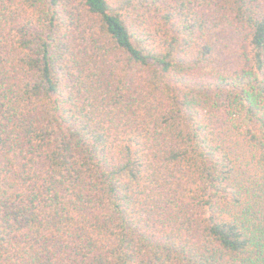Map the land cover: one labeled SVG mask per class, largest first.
I'll list each match as a JSON object with an SVG mask.
<instances>
[{
	"label": "trees",
	"instance_id": "obj_1",
	"mask_svg": "<svg viewBox=\"0 0 264 264\" xmlns=\"http://www.w3.org/2000/svg\"><path fill=\"white\" fill-rule=\"evenodd\" d=\"M0 264H264V0H0Z\"/></svg>",
	"mask_w": 264,
	"mask_h": 264
}]
</instances>
